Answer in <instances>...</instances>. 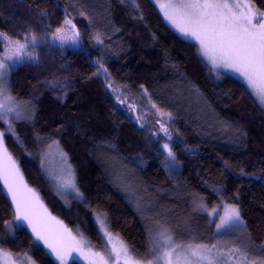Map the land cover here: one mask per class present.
Wrapping results in <instances>:
<instances>
[{"label":"trees","instance_id":"obj_1","mask_svg":"<svg viewBox=\"0 0 264 264\" xmlns=\"http://www.w3.org/2000/svg\"><path fill=\"white\" fill-rule=\"evenodd\" d=\"M253 1L264 8V0ZM137 2L139 12L121 0H0V34L22 39L32 29L45 40L36 48L38 64L26 61L11 73L12 95L32 101L35 114L15 124L20 143L5 137L10 152L51 212L95 245L103 238L94 217L102 212L132 250L148 257L146 218L118 189L115 164L156 195L166 205L163 213L173 223L178 219L184 233L208 235L207 243H213L215 221L196 202L209 207L229 202L239 206L251 244L262 246L264 109L239 79L223 71L219 78L212 75L196 44L169 25L155 0ZM66 18L81 34L79 48L49 42L48 26L54 30ZM97 32L107 47L89 39ZM4 44L0 39V50ZM104 69L114 85L122 86L119 98L106 87ZM53 80L67 83L53 88ZM152 104L172 114L170 142L181 166L173 173L167 170L161 146L168 140L158 123L136 119L147 113L160 120ZM4 127L0 124L1 131ZM55 139L69 156L82 198L61 195L42 168L43 150ZM10 205L0 187V221L11 218ZM201 237L197 242H204ZM0 240L14 253L28 252L36 264H59L32 245L26 228L12 238L0 227Z\"/></svg>","mask_w":264,"mask_h":264},{"label":"snow or ice","instance_id":"obj_2","mask_svg":"<svg viewBox=\"0 0 264 264\" xmlns=\"http://www.w3.org/2000/svg\"><path fill=\"white\" fill-rule=\"evenodd\" d=\"M122 3H130L133 9L140 11L137 0H121ZM164 18L183 37L195 41L198 56L208 66V71L217 78L223 72L231 71L238 74L254 97L264 105V11L255 7L252 0H167L161 3L155 0ZM84 15L83 12L80 13ZM46 17V12L40 13ZM140 19H143L142 13ZM118 31V29H117ZM50 40L58 42L62 47L69 43L79 44L81 34L72 19L66 18L62 26L51 29ZM0 34V39H3ZM89 39L96 44L107 47L104 44L103 34L93 33ZM45 44V40L29 29L22 39L7 38L0 54V124L4 130L0 131V187L6 193L11 202V218L0 221V227L9 237L15 238L18 228H26L31 233V243L45 255H54L59 264H81V258L88 264H264V245L249 251L247 246L229 247L222 252L217 244L198 243L194 239L183 241L175 234V230L162 217L153 218V226L147 230L148 256L150 259L140 257L138 252L129 249L127 244L118 236L114 238L109 226L106 225V215L101 218L97 215L94 219L99 221L98 230L102 238H107L106 243L111 247L105 252L93 251L92 245L84 239L83 233L73 232L65 222L53 215L44 203L36 189L29 187L17 159L10 152L5 137H15L20 143L15 124L29 122L34 118L33 108L28 102L17 99L11 94L10 75L13 69L27 62L39 63L36 48ZM94 65L104 68L101 61H93ZM104 75L109 83L106 87L111 89L119 98L122 95L121 87L114 85L104 69ZM191 83L190 81H187ZM67 82L53 80L50 86L53 88L66 85ZM126 87V86H123ZM198 95L199 90L192 86ZM143 94L147 95V89L141 85ZM150 99V97H149ZM125 101H121L124 103ZM135 107V105H132ZM157 114L161 117L157 120L159 132L164 134L168 141H172V132L169 124L172 114L164 112L157 105L152 104ZM163 117H167L164 120ZM236 131L243 133L237 126ZM58 145V141H53ZM52 147V145H49ZM162 149L166 152L165 162L169 169L175 168L179 161L169 143H164ZM66 158L67 154L61 152ZM66 163V160H65ZM62 187L71 189L77 198H82L76 187L75 178L71 166H68L67 177ZM202 207V205H201ZM216 210H213V214ZM220 223L216 226L220 231L227 226L232 231L244 230V220L238 206L228 205L222 216L218 217ZM0 240V264H36L32 256L26 252H12L2 246ZM259 257V258H258Z\"/></svg>","mask_w":264,"mask_h":264},{"label":"rangeland","instance_id":"obj_3","mask_svg":"<svg viewBox=\"0 0 264 264\" xmlns=\"http://www.w3.org/2000/svg\"><path fill=\"white\" fill-rule=\"evenodd\" d=\"M93 1L96 2V3H101L103 0H93ZM160 2L161 3H166L167 0H160ZM252 2L255 4V7L257 9H259L260 11H264V8L258 7V5L253 0H252ZM162 16H163V13H162ZM163 18H164V16H163ZM169 25L172 27V25L170 23H169ZM3 37H4L3 40L6 43L7 42V38H9V37L4 35V34H3ZM187 40H189V39H187ZM190 41H192V40H190ZM53 42L55 44L60 45L56 41H53ZM192 42L196 44L195 41H192ZM64 46H68V47H71V48H79L81 46V42L79 44H71V43H69V44L64 45ZM1 54H3V53H1ZM202 60H203V58H202ZM221 71H223V72H225L227 74H230L233 77H235V78H237V79H239L240 81L243 82L242 78H240L238 76V74H235V73H232L231 71H226V70H221ZM10 82H11V75H10ZM10 90H11V88H10ZM254 98L259 103L258 98H256V97H254ZM20 100H24V101L28 102L29 105L33 108V111H34V107H33L32 101L25 100V99H20ZM260 106L264 109V105L260 104ZM34 114H35V111H34ZM136 119L138 120V122L140 124H143V125L150 124L153 121L157 122V120H158V118L156 116H153L152 114L150 115V114H147V113H143L140 116L137 115ZM0 131H1V129H0ZM53 141L54 140L49 142L46 145V147L44 148L43 153H42L41 165H42V168L44 169V171L46 172V174L48 175V177L50 178V180H51L53 186L55 187V189L61 195L66 197L68 194L74 193L71 189L66 190V189H64L62 187L64 179L67 177L68 166L69 165L71 166V170L73 171L74 178H75V184H76V187L78 188L77 180H76V176H75V171H74V168H73L72 164L70 163L68 154L63 150L59 140L55 139V141H58V145L57 144H53ZM164 143H169L170 147H172V143L170 141H167V142H164ZM49 145H52V147H49ZM172 149H173V147H172ZM61 152L67 154L66 158L61 155ZM65 160H66V163H65ZM166 166H167V164H166ZM111 169H112V172H113V175H114V179H115V182H116V185H117L118 189L120 190V192L126 198L128 197V199L144 214V216L146 218V223H147L148 228L153 226V224H152L153 218L162 217L163 221H166L175 230V234H177L179 236L180 240L188 241V240L194 239L197 242L198 241L197 238L203 236V234L201 236L199 234H198V236H196L194 234L193 235H189L188 233L187 234L184 233L183 229H182L183 226H182L181 223H179L178 219H176L174 217L175 222L173 223L172 219L168 218V213H163L165 208H163L162 206H164L165 204H161L159 202V200L157 199L156 195H153L149 190L148 191H143L142 188L139 185L135 184L134 181L131 178L127 177V171L123 170V168H121L120 165H115L114 164V165L111 166ZM180 169H181L180 162L173 169H169V167L167 166V170L169 172H171V173L175 172L176 170H180ZM24 179H25V177H24ZM29 187H31V186L29 185ZM159 203H160V205H159ZM231 204H233V203L223 202L222 204H217V205H214L212 207H209L205 203H203L201 201V199H199L196 202L195 207L198 208V209L199 208L202 209L206 214H208V216L213 221H215V235L213 236L214 237L213 238L214 239L213 243H209V242L207 243L208 239H210V238L207 239L208 235L201 237V238L204 239V242H200V243H204V244H208V245L217 244L222 252L227 251V249L229 247H240V248H243L244 246H247L249 251H252L254 249L260 248L261 246L254 247L251 244L250 238H249V234H248V231L246 229L245 222H244V230H242V231H232L229 228H227V226L222 228L220 231L217 230L216 226L220 223L218 217L222 216L224 214V211L227 208V206L231 205ZM201 205H202V207H201ZM234 205L238 206L237 204H234ZM214 209L216 210L215 214H213V210ZM53 215H55V214H53ZM97 215H101L102 219L105 216L104 213H102V212L101 213L96 212L95 216H97ZM183 217L184 216L181 215L180 218H183ZM58 218H60V217H58ZM96 222H97V224H99L98 220H96ZM105 223H106L107 226H109L108 218L106 219ZM109 228H110V226H109ZM99 230L101 232L103 231V229H99ZM76 231L77 230L73 229V232H76ZM110 231L113 233L114 238L116 236H118L119 238H121L127 244L128 248L131 249L130 245L123 238V236H121L120 234L114 232L111 228H110ZM79 232H81V231H79ZM83 237H84L85 240H87L92 245L93 251L105 252L107 248L111 247L110 243H106V239H107L106 237L102 239L101 243L96 244V245L93 244L84 234H83ZM51 256L56 260L54 255H51ZM144 258L150 259L151 257L148 256V257H144ZM220 259H221V264H223V261L225 260V258L221 257ZM57 262L59 263V261H57ZM70 262L71 261H69V264H70ZM81 263L82 264H88V262L86 260H83V258H81ZM121 264H123L122 261H121ZM230 264H235V260L231 261Z\"/></svg>","mask_w":264,"mask_h":264}]
</instances>
